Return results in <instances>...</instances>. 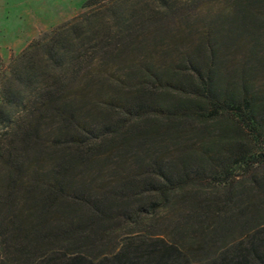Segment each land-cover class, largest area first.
Listing matches in <instances>:
<instances>
[{
  "label": "trees",
  "instance_id": "16d2710c",
  "mask_svg": "<svg viewBox=\"0 0 264 264\" xmlns=\"http://www.w3.org/2000/svg\"><path fill=\"white\" fill-rule=\"evenodd\" d=\"M71 32L0 90V264H264V0H224L177 60L121 76L79 80ZM137 223L156 231L133 246Z\"/></svg>",
  "mask_w": 264,
  "mask_h": 264
},
{
  "label": "rangeland",
  "instance_id": "374dc122",
  "mask_svg": "<svg viewBox=\"0 0 264 264\" xmlns=\"http://www.w3.org/2000/svg\"><path fill=\"white\" fill-rule=\"evenodd\" d=\"M166 2L170 9L164 11L156 0H118L115 3L111 0H0V90L6 86L11 93L22 91L23 87L12 72L13 66L23 62L17 58L30 44L38 42L34 54L28 53L25 60L32 58L45 67L48 65L45 63L47 51L57 39L75 42L76 37L70 35L73 25L79 31V39L87 53L86 62L75 66V71L80 70L79 80L84 70L96 65L109 69V76L128 73L142 66L145 60L163 68L177 60L183 50L196 41L208 12L223 6L224 0ZM150 13H156L152 19ZM90 26L93 32H89ZM170 37L174 38L171 40ZM173 40L178 43L172 44ZM146 47L152 49L154 58L146 56ZM58 49L61 52V45ZM117 51L130 63L123 64L114 58ZM239 61L240 56L233 57L229 70L236 69ZM254 80L257 85H262L264 73L255 76ZM59 82L68 84L74 81H67L64 76ZM53 83L49 81L47 85ZM148 231L137 223L130 224L121 234L138 233L131 242L138 246L143 239L139 234L155 232L156 228Z\"/></svg>",
  "mask_w": 264,
  "mask_h": 264
}]
</instances>
